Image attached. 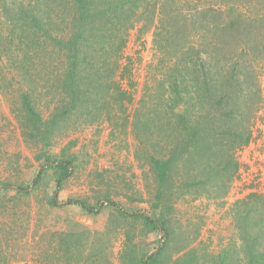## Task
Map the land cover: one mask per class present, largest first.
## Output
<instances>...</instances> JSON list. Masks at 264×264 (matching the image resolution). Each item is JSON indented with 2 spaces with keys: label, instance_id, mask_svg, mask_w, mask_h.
Returning a JSON list of instances; mask_svg holds the SVG:
<instances>
[{
  "label": "rangeland",
  "instance_id": "374dc122",
  "mask_svg": "<svg viewBox=\"0 0 264 264\" xmlns=\"http://www.w3.org/2000/svg\"><path fill=\"white\" fill-rule=\"evenodd\" d=\"M115 1L0 0V264L263 261L264 0ZM172 82L190 98L170 109ZM61 160L59 202L120 209L52 203Z\"/></svg>",
  "mask_w": 264,
  "mask_h": 264
},
{
  "label": "trees",
  "instance_id": "16d2710c",
  "mask_svg": "<svg viewBox=\"0 0 264 264\" xmlns=\"http://www.w3.org/2000/svg\"><path fill=\"white\" fill-rule=\"evenodd\" d=\"M82 1H84V0H82ZM137 1L138 0H116L115 4H118L119 7H132V6L135 7L138 4ZM87 7H88L87 4L85 5V7H83L84 13H88L89 10H88ZM84 16L85 15H83V14L80 16V20H83V23H82L80 31L77 32V35L80 38H82V33H83L84 28L86 26V21L88 20L87 16H86V19L84 18ZM162 24L163 23H159V25H162ZM98 38H99V36L97 34H95V36L90 34L87 41H90L89 43L96 44V42H98ZM74 39H75V37L72 40H74ZM70 43H71L72 47H71ZM122 46H123V44L121 43L119 45V48L122 47ZM68 48L69 49H72V48L74 49V54H72V56H69V62L74 68H76L79 63H82V62L83 63H87L89 61V60L88 61L86 60L85 55H82L81 58H80V56H78L79 55L78 54V49H79V42L78 41H75V42L70 41L68 43ZM77 57H79V60H77ZM99 60H96V62L100 63ZM90 63H93V62H90ZM125 66H126V64H123L122 65V69L125 68ZM97 70H100V68H98ZM172 83L173 84L171 85L170 89H171L172 93L176 94V96L172 97V95L170 93L169 100H168V106H169L170 109H173V107H175L180 102L183 103V104L188 103L189 101H187L186 99L190 98V95L188 97L185 96V95H187V94H185V92L179 93V86H178V84L176 82H172ZM194 88H195V92L197 94V88L195 86H194ZM194 88H193V90H194ZM28 97L29 96L26 93H23V96H22L23 105L25 106L26 110L31 114V116H32V118L34 120H40L39 116L34 112L35 110L33 109V106H32L33 104L29 101ZM184 115L185 114H183V113L182 114L179 113V114H177V117H179L181 119V118L184 117ZM185 116H187V115H185ZM187 119H189L188 116H187ZM198 122H199V120L195 122L194 126L196 124H198ZM249 138H250L249 134H245V135L239 137L238 138L239 140L237 141V145L240 144V143H241L240 145H242V143L246 144L248 142ZM155 161H156L157 169L159 171L158 178H159L160 181H162V179L165 178V173L167 172L166 168L168 167V164H167V162H158L159 160H155ZM233 161H235V160H233ZM57 165L62 168V171L60 172V174H59V176L57 178V181H56L55 192H54L53 198L51 200L52 203H54L56 205H61V206L76 205V206H79L82 209H84V210H86L88 212H91V213H98L100 211V209L106 204L116 206L118 209H120L118 207L117 203L114 200H112V199L100 200V201H97L96 204H90V203L86 202L83 199L71 197V198H67L66 200H63V201L59 202L57 200V191L61 187V182L70 173L68 167H70L71 161L70 160H61V161H58ZM228 166H230L231 168H236V163H234L231 160H229ZM38 179H39V176L34 178L30 185H34L38 181ZM29 187H27V188L26 187H24V188L23 187H19V188H17V190H19L20 192H27ZM253 198H254V200H262V199H264V196H262V195H254ZM253 202H255V203H253L250 207H248V209H246V212L244 211L246 213V216H245L246 217V230L245 231H246V235L247 236H250V235L251 236L252 235L255 236L260 231H262V227H261V228H259V230H257L255 232L252 229V226L250 225V221H251V217H252V209H255L257 207V205L259 204L256 201H253ZM132 215L142 218L144 220V223L151 229H154V230L155 229H164V222H163V220L160 217L150 216V215H147V214L142 213V212H134ZM165 236L166 235L164 234V236L162 238L164 239ZM161 248L162 247H160L157 252H153V253L145 256V258H143L141 260V263L142 264H145V263L146 264H154L155 261L157 260V256H158ZM252 253H253L252 251L251 252L248 251V254H249L248 264H264V260L262 261V258H259V255H253Z\"/></svg>",
  "mask_w": 264,
  "mask_h": 264
}]
</instances>
